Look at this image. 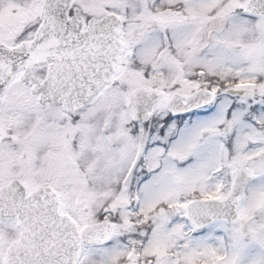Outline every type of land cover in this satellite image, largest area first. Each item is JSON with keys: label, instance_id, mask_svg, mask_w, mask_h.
<instances>
[{"label": "snow or ice", "instance_id": "1", "mask_svg": "<svg viewBox=\"0 0 264 264\" xmlns=\"http://www.w3.org/2000/svg\"><path fill=\"white\" fill-rule=\"evenodd\" d=\"M0 264H264V0H0Z\"/></svg>", "mask_w": 264, "mask_h": 264}]
</instances>
